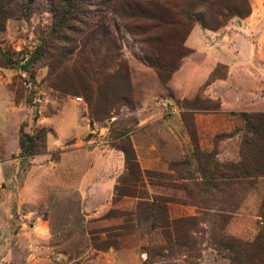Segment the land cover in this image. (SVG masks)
Returning <instances> with one entry per match:
<instances>
[{"label":"rangeland","instance_id":"1","mask_svg":"<svg viewBox=\"0 0 264 264\" xmlns=\"http://www.w3.org/2000/svg\"><path fill=\"white\" fill-rule=\"evenodd\" d=\"M103 1L67 58L29 60L46 0L0 31V264H264V176L230 169L243 115L264 114V0H196L218 27H169L152 46ZM38 132L43 149L22 156Z\"/></svg>","mask_w":264,"mask_h":264},{"label":"trees","instance_id":"2","mask_svg":"<svg viewBox=\"0 0 264 264\" xmlns=\"http://www.w3.org/2000/svg\"><path fill=\"white\" fill-rule=\"evenodd\" d=\"M198 1L202 2L203 0ZM198 1L149 0L146 3H141L142 0H104L103 2L112 6L113 11L125 25L138 24L131 31L133 34L151 35L152 38L148 39L146 43L152 46V44L156 45L158 42V38L155 39L156 33L159 31L166 32L169 27H182V30H185L194 23H198L205 29L218 27L208 25L195 12V8L199 6ZM46 2L56 5L57 10L49 33L40 38V44L29 57L31 64H36L40 60H46V58L54 59L56 58L55 54H58L61 58L70 56L75 48H67L66 45L74 40L72 35L81 36L83 34L86 26L83 19L90 18V11L87 8L94 5L93 0H46ZM172 2L179 4L180 11L178 13L172 9ZM29 4L30 0H0V31L4 29L7 20L11 18H26L30 9ZM236 14L239 15V13ZM178 15L182 16L183 21L176 20ZM106 31L102 27L94 29V33L102 32L105 38ZM149 62L154 69L161 73L167 72L172 68L165 67L168 61L165 63L157 59ZM0 63L8 67L13 66V62L5 58L1 53ZM243 116H245L244 121L241 123L243 137L240 140L242 158L234 162L230 169L235 172H241L245 177L249 175L253 177L264 176V114ZM45 137L44 132H38L34 135L22 133L19 139L21 155L30 157L38 153L43 149ZM185 163L187 162H184V164L175 163L171 169H176L185 165ZM222 176L223 178L227 177L223 174ZM214 182H216L215 179ZM227 182L232 183V180L229 179Z\"/></svg>","mask_w":264,"mask_h":264},{"label":"crops","instance_id":"3","mask_svg":"<svg viewBox=\"0 0 264 264\" xmlns=\"http://www.w3.org/2000/svg\"><path fill=\"white\" fill-rule=\"evenodd\" d=\"M250 18V17H249ZM258 40V44H260L261 43V41L264 39V35L262 34V33H260V36H258V38H257ZM231 68V70H232V68L233 67H230ZM259 108H261V106L259 107Z\"/></svg>","mask_w":264,"mask_h":264}]
</instances>
